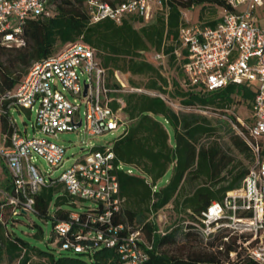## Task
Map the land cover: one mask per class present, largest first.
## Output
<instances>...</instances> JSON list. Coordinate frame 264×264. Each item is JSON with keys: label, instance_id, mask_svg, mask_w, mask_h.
Returning a JSON list of instances; mask_svg holds the SVG:
<instances>
[{"label": "built area", "instance_id": "built-area-1", "mask_svg": "<svg viewBox=\"0 0 264 264\" xmlns=\"http://www.w3.org/2000/svg\"><path fill=\"white\" fill-rule=\"evenodd\" d=\"M50 0H0V44L22 47L21 37L28 20L52 16ZM90 24L105 20L116 25L130 16L150 20L155 0H126L111 5L104 0H82ZM232 9L222 10L213 26L182 25L179 29L180 49L186 51L181 68L190 87L211 93L228 85L254 92L245 120L233 115V131L249 147L253 161L240 185L225 193L220 202H212L184 225H191L204 241L222 235L228 243L234 238L229 259L239 256L256 264H264V26H257L254 12L264 7V0H225ZM161 5L160 0L156 1ZM243 6V9H239ZM181 58V51H174ZM155 61L164 60L154 54ZM145 93L108 72L96 59L95 50L82 39L66 44L52 56L31 65L22 81L5 93L0 102L8 103V121L12 128L10 147L0 145V156L8 170L16 197L7 198L12 214L35 213V196L44 187L61 185L79 207L65 222L53 226L59 251L89 257L94 250L115 249L119 264H144L145 250L151 246L140 232L119 236L112 226V215L121 203L117 170L135 175L132 167L115 164L112 144L95 149H82V154L63 170L57 179L42 176L33 164L35 157L52 169L59 170L70 159L63 146L48 140L59 133L81 131L89 137H100L121 130L126 134L128 121L123 113V95ZM14 109L34 110L32 138L18 132L10 112ZM82 111V113H81ZM196 113L205 114L202 110ZM82 114V115H81ZM78 128H76V126ZM41 134L44 138H38ZM4 141V139H3ZM147 183H150L147 180ZM157 233L164 235L163 230ZM221 249V248H220Z\"/></svg>", "mask_w": 264, "mask_h": 264}, {"label": "trees", "instance_id": "trees-1", "mask_svg": "<svg viewBox=\"0 0 264 264\" xmlns=\"http://www.w3.org/2000/svg\"><path fill=\"white\" fill-rule=\"evenodd\" d=\"M104 1L115 5L126 0ZM160 2L163 11L153 21L143 24L142 18L130 16L121 25H116L108 20L90 24L82 0H50L51 17L28 20L24 24L21 34L25 41L24 46L0 44V98L22 81L33 63L57 53L58 46L64 47L79 39L95 50L96 59L107 70L109 79L115 71L146 77L147 82L143 87L129 84L145 93L123 95L127 130L124 136L112 142L115 164L121 163L136 171L135 175H128L125 170L114 172L119 186V198L123 202L119 211L112 215V226L122 227L118 231L120 237L140 232L143 241L151 246L150 250L144 249L147 255L144 264H256L239 256L234 261L229 259V253L235 248L234 238L230 237L228 243H225L219 234L204 241L191 225H184L193 215L200 214L212 202H220L226 192L237 188L249 168L240 169L236 166L232 157L222 149L216 139L217 129L212 120L195 111L227 109L234 103L233 97L239 98L249 109L254 92L244 87L228 85L215 92L206 93L197 87H190L184 75V88L173 83L171 90L167 91L168 82L159 68L144 58V54L151 51L154 54H163L182 71L181 66L185 62L182 57L187 53L180 49L178 40L179 29L184 25L181 10H191L199 6L202 10L207 5L220 8L221 11L232 9L225 0ZM201 18L200 13L199 20ZM218 21L219 19L199 25L213 27ZM135 24L142 26L137 29ZM176 50L181 51V58L174 55ZM174 101L189 112L174 111L169 106ZM7 106V102H0V145L6 148L10 147L9 137L12 133ZM222 116L230 126L231 122H235L233 116ZM229 144L252 164L253 156L249 147L236 133L229 138ZM3 167L10 181L5 187L6 197L14 198L16 195L8 170L5 164ZM169 170L171 177L168 183L160 186ZM188 184H194V188L187 194L185 186ZM73 201L61 185L44 187L35 196L33 214L43 223L49 220L53 229L55 224L67 221L71 213H79V207L88 208L82 203L76 205ZM169 204L173 207V213L184 215V220L164 229V235H160L153 217ZM3 206L5 203H0V207ZM6 206L11 208L12 221L14 216L23 214L13 215V206L7 202ZM6 227L0 223V258L3 255L9 260L20 258V264H28L32 256L38 259L34 264H119L115 249H96L87 260L82 255L67 252L56 256L36 248L14 234H4ZM32 228L35 229L34 238L43 236L40 226L33 224ZM53 239L54 235L52 242ZM180 243L192 248L202 247L208 251L190 253L185 258L161 252L164 247ZM55 244L59 248L60 243Z\"/></svg>", "mask_w": 264, "mask_h": 264}, {"label": "rangeland", "instance_id": "rangeland-1", "mask_svg": "<svg viewBox=\"0 0 264 264\" xmlns=\"http://www.w3.org/2000/svg\"><path fill=\"white\" fill-rule=\"evenodd\" d=\"M156 1L157 0H155V3L152 5V9L150 12V20H148L147 22L144 21L143 24H147L150 21H153L154 18L161 11H163L162 5H157ZM239 9H243V6ZM181 13L184 25L206 24L209 22L217 21L222 16L221 9L211 5H207L206 8L202 10L201 6L194 7L191 10H181ZM200 13L202 15V18L199 20ZM254 17L257 26H264V7H262L261 9H257L254 12ZM141 26L142 24H135V28L137 29ZM62 48L63 46H58L56 51L59 52L60 50H62ZM153 54L154 53H152V51L145 53L144 58L147 59V61H149L150 63H152L155 67L159 68L162 76L168 82L169 87L167 88V91L171 90V86L173 85V83H177L179 85H182L183 87L184 77L181 69L177 68L176 64L172 63V61L169 60L168 56H165L164 60L155 61L153 59ZM122 79L124 81H127L130 85L136 87H143V85L147 82L146 77L131 76L127 73H122ZM233 98L234 103L227 109L218 111L207 110L205 111L204 115L208 116L212 120V123L217 129L216 139L219 141V144L222 149L232 157L236 166L240 169L248 168L250 165V161L246 159L244 155L238 153L235 149H233L229 144V138L235 135V133L232 130L231 126L226 122L225 117L222 116L223 114L229 116L235 115L241 118L242 120L246 119L249 111L246 108L245 103L241 102L237 97ZM169 106L176 112H189L187 109L180 108L177 101L169 103ZM10 115L11 118L14 119L16 128L20 135H22L23 137L27 136L28 138H32L34 135L32 125L34 124L36 116L34 110L30 112L29 110L14 109L10 112ZM120 134V129L114 131L113 133L93 138L87 137L83 133V130L59 133L57 135V139L48 138V140L63 146L66 150V157H68L70 160L66 162L63 167H61L59 170L52 169L46 162L36 157L33 164L38 168V171L42 176L48 178V175H50L49 177L51 179H57L59 175L63 172V170L68 168L71 165L72 161L82 154V149H88L92 146L95 147V149H100L101 147L111 145L112 142ZM36 136L38 138H44V136L41 134H38ZM3 166L4 163L0 156V203H5V206L0 207V223L3 224V226H7L6 228H4L3 233L14 234L16 237L30 243L36 248L42 251L50 252L57 256L61 252L55 244V239H53V242L51 241L53 238V229L49 220H46L45 223H43L33 213L14 216L13 221L10 219L11 208L6 206L7 197L5 194V187L10 183V181H8V175L4 172ZM170 177L171 171L169 170L161 180L160 186L166 185ZM185 188V193L188 194L191 190H193L194 184H188L185 186ZM83 206L89 207L92 206V203L85 202L83 203ZM172 209V205L169 204L153 217L159 229L164 230L172 226L173 224L184 220V215H177L176 213H173ZM50 213H52V210L50 211ZM33 224L40 226L42 229L43 236L39 239L33 237V235L35 234V229L32 228ZM207 251V249L202 247L196 246L195 248H192L190 245H183L181 243L179 245L164 247L161 249V252L166 253L169 256H177L180 258H185L190 253H200ZM82 258L84 260L88 259L87 257ZM19 259L9 260L6 255H3L0 258V264H20ZM37 261L38 259L35 256H32L31 261L28 264H34Z\"/></svg>", "mask_w": 264, "mask_h": 264}, {"label": "water", "instance_id": "water-1", "mask_svg": "<svg viewBox=\"0 0 264 264\" xmlns=\"http://www.w3.org/2000/svg\"><path fill=\"white\" fill-rule=\"evenodd\" d=\"M79 125L76 126V128H78Z\"/></svg>", "mask_w": 264, "mask_h": 264}, {"label": "crops", "instance_id": "crops-1", "mask_svg": "<svg viewBox=\"0 0 264 264\" xmlns=\"http://www.w3.org/2000/svg\"><path fill=\"white\" fill-rule=\"evenodd\" d=\"M127 82V81H126ZM127 84H129L128 82H127ZM248 109V108H247Z\"/></svg>", "mask_w": 264, "mask_h": 264}]
</instances>
